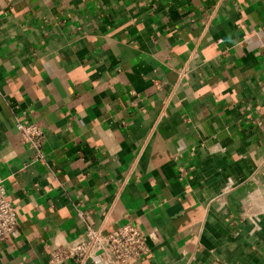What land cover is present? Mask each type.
I'll return each instance as SVG.
<instances>
[{
	"label": "crops",
	"instance_id": "1",
	"mask_svg": "<svg viewBox=\"0 0 264 264\" xmlns=\"http://www.w3.org/2000/svg\"><path fill=\"white\" fill-rule=\"evenodd\" d=\"M0 176V264H48L76 209L154 232L132 264H264V0H0Z\"/></svg>",
	"mask_w": 264,
	"mask_h": 264
},
{
	"label": "built area",
	"instance_id": "2",
	"mask_svg": "<svg viewBox=\"0 0 264 264\" xmlns=\"http://www.w3.org/2000/svg\"><path fill=\"white\" fill-rule=\"evenodd\" d=\"M21 141L30 150L32 162L43 159L44 128L36 122L16 120ZM82 232L73 240L49 246L48 264H86L97 260L99 264H132L147 254V240L154 232L145 234L137 225L127 222L115 230L104 233L91 223L88 213L76 209ZM21 229L17 209L9 200L3 178L0 176V241L17 238Z\"/></svg>",
	"mask_w": 264,
	"mask_h": 264
},
{
	"label": "clouds",
	"instance_id": "3",
	"mask_svg": "<svg viewBox=\"0 0 264 264\" xmlns=\"http://www.w3.org/2000/svg\"><path fill=\"white\" fill-rule=\"evenodd\" d=\"M221 87H223V85Z\"/></svg>",
	"mask_w": 264,
	"mask_h": 264
}]
</instances>
